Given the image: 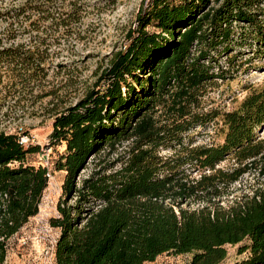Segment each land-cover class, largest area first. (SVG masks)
Listing matches in <instances>:
<instances>
[{
    "label": "trees",
    "instance_id": "obj_1",
    "mask_svg": "<svg viewBox=\"0 0 264 264\" xmlns=\"http://www.w3.org/2000/svg\"><path fill=\"white\" fill-rule=\"evenodd\" d=\"M53 3L0 14L10 27L0 37V88L40 80L46 62V44L7 40L26 34L27 24L35 32L37 22L66 28L79 18L75 3L70 11ZM263 6L264 0H150L126 49L113 53L80 100L56 113L47 148L64 145L54 165L66 172L59 217L50 220L60 230L56 264H147L163 254L220 264L226 245L245 240L239 253L249 256L236 264H264V183L227 208L217 202L249 171L264 177V140L256 136L264 123V85L223 115L221 144L184 142L195 125L218 118L195 109L204 87L234 67L231 54L264 55ZM15 25L26 27L14 31ZM217 54L228 57L223 63ZM124 142L130 145L113 161L103 156ZM40 150L0 132V264L8 241L40 212L49 170L28 162ZM92 159L90 174L78 181ZM227 159L235 166L218 168Z\"/></svg>",
    "mask_w": 264,
    "mask_h": 264
},
{
    "label": "rangeland",
    "instance_id": "obj_2",
    "mask_svg": "<svg viewBox=\"0 0 264 264\" xmlns=\"http://www.w3.org/2000/svg\"><path fill=\"white\" fill-rule=\"evenodd\" d=\"M41 3V0H0V14L17 9L22 5ZM76 4L78 19L63 28L57 24L37 22L32 32L26 28V34L7 40V45H42V56L46 62L40 80L18 85L5 84L0 88V132L29 136L35 145L50 151L54 162L50 166L51 177L46 189L39 214L32 218L21 231L7 243L5 264H51L55 241L60 230L51 226L50 220L59 217L57 206L64 198L63 185L65 171H56L55 162L64 153V145L48 147L53 131V118L67 107L80 100L86 88L95 84L100 74L109 66L113 53L126 49L130 41L129 31L138 27L137 17L149 10L150 0H54L53 8L70 11ZM264 11V6H263ZM34 19V18H33ZM9 23L0 18V37L8 34ZM49 25V30L46 27ZM26 25H15L13 30L23 32ZM30 29V30H29ZM151 31L155 30L149 27ZM44 39L45 41H42ZM41 50V51H42ZM223 63L228 56L217 54ZM236 58L234 67L227 68L225 79L208 83L202 90L197 113L202 115L218 113V118L206 124H197L184 134V142L192 146L218 145L224 140L225 126L222 117L225 113L237 110L243 100L264 85V55L245 52H233ZM222 64V63H221ZM224 65V64H222ZM8 83V82H6ZM28 134V135H26ZM256 136L264 140V123L257 129ZM129 142H124L113 155L107 157L113 161L117 155L127 150ZM171 150H163L169 155ZM43 151L32 154L28 162L35 166L45 163ZM99 159V158H98ZM97 162L90 160L78 181L86 178ZM235 161L227 159L218 168L229 171ZM264 183L259 169L244 174L238 182L228 187L225 195L217 200L224 208L245 198ZM248 240L232 246L226 245V259L220 264H236L249 256V252L239 253ZM192 254H163L154 262L147 264H188Z\"/></svg>",
    "mask_w": 264,
    "mask_h": 264
},
{
    "label": "built area",
    "instance_id": "obj_3",
    "mask_svg": "<svg viewBox=\"0 0 264 264\" xmlns=\"http://www.w3.org/2000/svg\"><path fill=\"white\" fill-rule=\"evenodd\" d=\"M20 142L21 144H28V143H34V140L29 137V136H20ZM43 151V157L46 155V160L45 163H43V161L41 160V163L40 165L46 167L49 171H48V177L50 178L51 177V172H50V166L52 163V160L50 158V151L48 150H44L42 149ZM58 240V239H57ZM57 240L55 241V246L57 244ZM55 246H54V250L52 251V255H51V258H52V262L51 264H56V260H55Z\"/></svg>",
    "mask_w": 264,
    "mask_h": 264
}]
</instances>
